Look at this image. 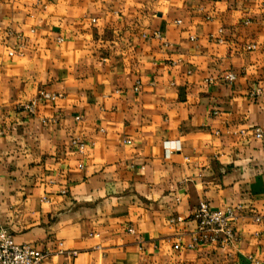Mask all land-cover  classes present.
<instances>
[{"label":"crops","instance_id":"crops-1","mask_svg":"<svg viewBox=\"0 0 264 264\" xmlns=\"http://www.w3.org/2000/svg\"><path fill=\"white\" fill-rule=\"evenodd\" d=\"M253 127L264 0H0V229L41 264H264ZM202 201L240 206L233 245L186 247Z\"/></svg>","mask_w":264,"mask_h":264},{"label":"built area","instance_id":"built-area-1","mask_svg":"<svg viewBox=\"0 0 264 264\" xmlns=\"http://www.w3.org/2000/svg\"><path fill=\"white\" fill-rule=\"evenodd\" d=\"M247 50H255L257 45L255 43L245 45ZM236 78L233 72H227L223 79L232 84ZM59 97L51 91L41 90L38 94L19 105L20 111L27 115H33L35 108L40 103L54 102ZM78 119V118H77ZM3 130L0 128V134ZM250 132L254 138H262L264 130L260 127H253ZM240 135H245V130L239 131ZM73 145L76 146L79 153H84L87 145L78 138L71 139ZM125 143H130L125 140ZM177 142H165V147L169 149H176ZM240 206L228 205L220 209H212L209 203L202 201L192 211L191 217L195 221L196 228L192 233L190 242L186 243L187 248H194L197 244H215L216 246L229 247L233 245L237 236L235 234V226L237 223V212ZM256 217V220H259ZM182 219L178 216L171 217L170 223L179 222ZM129 232H133V228H128ZM183 236L178 235L174 248L178 249L183 242ZM59 251L62 252V242H59ZM75 254V251L71 252ZM48 255L47 252L38 250L30 244L17 243L13 236L6 230L0 229V264H41L42 260Z\"/></svg>","mask_w":264,"mask_h":264}]
</instances>
